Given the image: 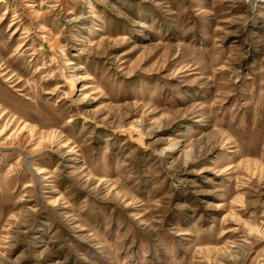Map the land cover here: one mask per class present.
<instances>
[{
  "label": "rangeland",
  "instance_id": "rangeland-1",
  "mask_svg": "<svg viewBox=\"0 0 264 264\" xmlns=\"http://www.w3.org/2000/svg\"><path fill=\"white\" fill-rule=\"evenodd\" d=\"M0 264H264V0H0Z\"/></svg>",
  "mask_w": 264,
  "mask_h": 264
},
{
  "label": "bare ground",
  "instance_id": "bare-ground-1",
  "mask_svg": "<svg viewBox=\"0 0 264 264\" xmlns=\"http://www.w3.org/2000/svg\"><path fill=\"white\" fill-rule=\"evenodd\" d=\"M134 131V130H133Z\"/></svg>",
  "mask_w": 264,
  "mask_h": 264
}]
</instances>
